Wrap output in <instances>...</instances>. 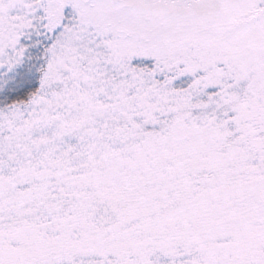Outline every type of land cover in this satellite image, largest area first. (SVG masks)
Returning <instances> with one entry per match:
<instances>
[{"label":"snow or ice","instance_id":"snow-or-ice-1","mask_svg":"<svg viewBox=\"0 0 264 264\" xmlns=\"http://www.w3.org/2000/svg\"><path fill=\"white\" fill-rule=\"evenodd\" d=\"M0 264H264V0H0Z\"/></svg>","mask_w":264,"mask_h":264}]
</instances>
